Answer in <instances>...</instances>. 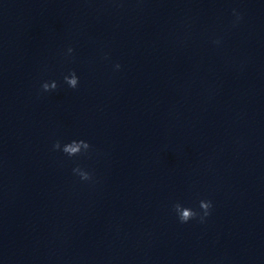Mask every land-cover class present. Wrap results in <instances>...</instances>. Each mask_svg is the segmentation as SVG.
<instances>
[{"label":"clouds","instance_id":"clouds-1","mask_svg":"<svg viewBox=\"0 0 264 264\" xmlns=\"http://www.w3.org/2000/svg\"><path fill=\"white\" fill-rule=\"evenodd\" d=\"M235 13V10H233ZM219 43V41H217ZM73 48L69 47L67 49L68 54L73 53ZM120 64H116L115 68L119 69ZM65 83L72 89H76L79 85V77L76 75L75 71H72L69 75L64 76ZM57 82H45L42 84V89L45 92L55 90L57 88ZM91 145L85 140H73L70 143L64 144L61 146L59 140L53 144V150H62L69 157L78 156L81 154H86ZM73 173L79 175L80 179L83 181L92 180V174L88 171L83 170L79 166L73 168ZM213 205L210 200H201L199 202V209L201 211H196L193 208L185 207L179 202L173 205V209L180 221V223H188L191 220L198 219L199 222L203 223L205 218L211 214V209Z\"/></svg>","mask_w":264,"mask_h":264}]
</instances>
